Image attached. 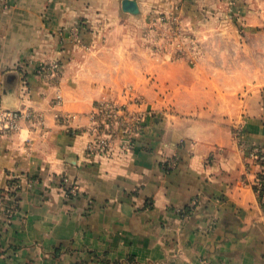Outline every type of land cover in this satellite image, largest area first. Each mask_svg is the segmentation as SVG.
<instances>
[{"label":"crops","instance_id":"obj_1","mask_svg":"<svg viewBox=\"0 0 264 264\" xmlns=\"http://www.w3.org/2000/svg\"><path fill=\"white\" fill-rule=\"evenodd\" d=\"M123 1L0 0V107L43 118L0 140V264H264L259 167L233 138L240 125L264 152V77L210 65L253 61L264 0H135L137 15ZM163 16L196 35L194 51L153 39L176 29ZM238 27L245 39L210 38ZM54 62L58 76L37 74ZM106 101L143 112L141 129L128 151L119 140L111 157L89 156Z\"/></svg>","mask_w":264,"mask_h":264},{"label":"built area","instance_id":"obj_2","mask_svg":"<svg viewBox=\"0 0 264 264\" xmlns=\"http://www.w3.org/2000/svg\"><path fill=\"white\" fill-rule=\"evenodd\" d=\"M159 22L180 29L175 16H163L159 19ZM59 69L60 64L58 62L42 63L37 68V74L42 77L48 75L56 77ZM142 119L143 112H132L125 103L116 101L101 102L97 105V110L92 116L93 128L91 134L94 136V140L87 148L88 155L98 154L111 157L119 140L122 141L119 146L121 150L128 151L139 135ZM24 120L43 123L42 116L35 113L0 107V140L18 133ZM233 138L235 144L246 153L252 163L259 167V173L256 176L253 188L259 203L264 205V152L256 147L249 149L244 139L243 127L240 125L235 127ZM20 188L21 185L16 178H12L3 190L2 194L9 201V206L5 211L9 221L18 213L19 201L17 194ZM62 190L67 199L77 194V187L66 181L62 185Z\"/></svg>","mask_w":264,"mask_h":264},{"label":"rangeland","instance_id":"obj_3","mask_svg":"<svg viewBox=\"0 0 264 264\" xmlns=\"http://www.w3.org/2000/svg\"><path fill=\"white\" fill-rule=\"evenodd\" d=\"M227 21V20H225ZM226 23V22H225ZM180 29H176L174 31H170V30H164V31H158L156 33V35H153V39L155 40L157 38V34L158 35H163L165 41L168 40H178L177 44H180L179 47H176L174 53L176 54V52L178 51L179 55H187V52L189 51H194V47L191 45L192 43V39H197L196 35L192 34L191 31H188L187 29H183V27H179ZM209 37V36H207ZM213 39H245L246 35L244 34V32H242L239 27L238 29H226L224 31H220V32H213L211 34V37ZM254 39H259V40H264V34H261V32H255L254 34ZM195 44H198L199 46H196V51L198 50V53H200L199 51L202 49V47L200 46L198 41H195ZM182 49V50H180ZM216 51L218 50V48H215ZM215 49H212L213 52H216ZM219 49H223V51L225 52L226 55H230L233 56V53H235V51L238 49L235 46H227V47H223V48H219ZM256 52L255 56L253 57V61H249L248 58L246 56H244V60L242 62L237 61L236 59L231 60L230 62H226V63H221L219 60H217L216 62H212L210 65L212 68H224L226 67L227 69L230 67L232 70H234L236 67H238V69H241L245 72V73H249L251 74V72L255 73L257 70L259 72V75L264 77V46H259L256 47ZM246 54V53H245ZM249 56L251 53H248ZM184 55V57H185ZM248 60V61H247ZM130 98V102L135 104L137 106V108H140V106L142 105V100L143 98L140 96H136V95H131L129 96ZM127 107H129L127 102H124Z\"/></svg>","mask_w":264,"mask_h":264},{"label":"water","instance_id":"obj_4","mask_svg":"<svg viewBox=\"0 0 264 264\" xmlns=\"http://www.w3.org/2000/svg\"><path fill=\"white\" fill-rule=\"evenodd\" d=\"M123 10L127 13L137 15L139 14V6L135 0H124L123 1Z\"/></svg>","mask_w":264,"mask_h":264}]
</instances>
